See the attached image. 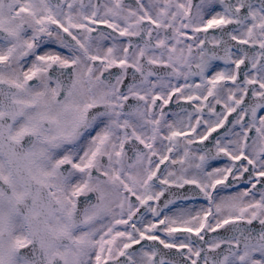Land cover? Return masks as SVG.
I'll return each instance as SVG.
<instances>
[{
  "label": "snow or ice",
  "instance_id": "1",
  "mask_svg": "<svg viewBox=\"0 0 264 264\" xmlns=\"http://www.w3.org/2000/svg\"><path fill=\"white\" fill-rule=\"evenodd\" d=\"M0 264H264V0H0Z\"/></svg>",
  "mask_w": 264,
  "mask_h": 264
}]
</instances>
